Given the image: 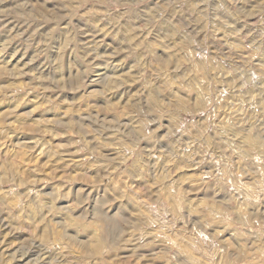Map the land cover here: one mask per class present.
<instances>
[{
    "label": "rangeland",
    "instance_id": "374dc122",
    "mask_svg": "<svg viewBox=\"0 0 264 264\" xmlns=\"http://www.w3.org/2000/svg\"><path fill=\"white\" fill-rule=\"evenodd\" d=\"M0 264H264V0H0Z\"/></svg>",
    "mask_w": 264,
    "mask_h": 264
}]
</instances>
